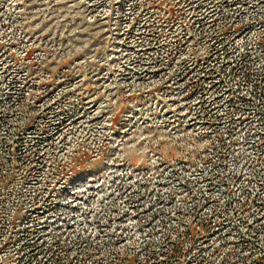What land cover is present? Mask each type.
<instances>
[{
  "label": "rangeland",
  "instance_id": "1",
  "mask_svg": "<svg viewBox=\"0 0 264 264\" xmlns=\"http://www.w3.org/2000/svg\"><path fill=\"white\" fill-rule=\"evenodd\" d=\"M0 264H264V0H0Z\"/></svg>",
  "mask_w": 264,
  "mask_h": 264
}]
</instances>
